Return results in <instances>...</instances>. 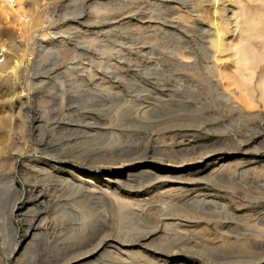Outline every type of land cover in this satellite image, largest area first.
Masks as SVG:
<instances>
[{"label":"rangeland","instance_id":"374dc122","mask_svg":"<svg viewBox=\"0 0 264 264\" xmlns=\"http://www.w3.org/2000/svg\"><path fill=\"white\" fill-rule=\"evenodd\" d=\"M181 1L0 0V264H264V42L227 101Z\"/></svg>","mask_w":264,"mask_h":264},{"label":"bare ground","instance_id":"6f19581e","mask_svg":"<svg viewBox=\"0 0 264 264\" xmlns=\"http://www.w3.org/2000/svg\"><path fill=\"white\" fill-rule=\"evenodd\" d=\"M185 1L187 0H184V2L181 1V8L182 10H184L183 12L182 11L181 12L183 14L181 15L180 12L177 11V15L178 14L180 15L171 17V19H169L170 17L166 18L167 20H165V23L171 28H177L180 30H184L185 33L186 32L191 33L192 28L190 29L189 26L188 27L184 26L183 23L184 22L190 23L188 22L189 19L194 18V16L195 18H198L197 20L199 22L196 23L191 22V25L194 24L193 26L196 27L195 29L202 31L198 33V38L200 40H205L206 43H208L213 49L211 50V58L215 63L214 69L218 76L219 85L221 89H223L224 94L227 95V101L230 100L231 102V99L233 101L234 99L242 101L243 99V102H245L246 100H248L249 102L251 101L250 103L255 102L254 93L256 89L252 81L256 77L255 69L257 67L255 68L251 67L252 58L249 56V54L253 53L252 49H254L255 43L264 42V9H262L264 7V0H256V4H254V6L252 2L255 3V0H204L203 1L205 3L204 8H207V10L203 9L202 12L195 10L190 2H185ZM14 11L12 12L14 13ZM4 12L6 14L7 10ZM10 14L11 12H9V15ZM232 29L235 34L234 37L230 38L231 35L229 33L232 32L231 31ZM226 56L227 58L225 59ZM228 59L231 61L232 65L235 66V68L233 66H230ZM3 64L0 65V68L1 66H3ZM12 69L13 70L10 71H14L16 68L12 67ZM10 71L9 73H11ZM234 71L236 72V74ZM247 71H249V73H246ZM16 72L18 71H15L13 73ZM237 72H240L239 73L240 75H238L239 77L238 79L236 76L238 74ZM238 80H240L241 84L239 83L236 87L238 88L239 85H241L242 88L239 87L240 90L239 89L232 90L233 88L231 90H228V88L226 89L227 85L229 86L235 85V83ZM258 86L260 88L261 98H263L264 100V75L261 76ZM230 105H232V103ZM233 105L235 106V104ZM242 107L237 106V108L235 109L242 110ZM0 125L3 129H5L7 126V124H3V123H0ZM15 167L16 164L11 162L9 163V170L12 171ZM47 169H50L49 172L55 174V171L52 170L51 167L43 168L42 171L46 172ZM66 173L72 175L71 172L66 171ZM7 175H8L6 176L7 179L10 181V183L12 184L11 186L15 190L14 187L15 177L11 174H7ZM57 178L61 179L63 177L57 175L56 179ZM70 181L71 180L69 178V182ZM90 183L92 182L82 180L79 182H72L71 184H73V186L75 187L82 188L83 186L88 185ZM14 233H15V239L17 240L18 238H17L16 229L14 230ZM14 248H13L14 253L19 252L21 249L19 248V244H16Z\"/></svg>","mask_w":264,"mask_h":264},{"label":"built area","instance_id":"2783aa9c","mask_svg":"<svg viewBox=\"0 0 264 264\" xmlns=\"http://www.w3.org/2000/svg\"><path fill=\"white\" fill-rule=\"evenodd\" d=\"M4 5L8 10H12L17 6V0H4ZM5 61L3 52H0V65Z\"/></svg>","mask_w":264,"mask_h":264}]
</instances>
